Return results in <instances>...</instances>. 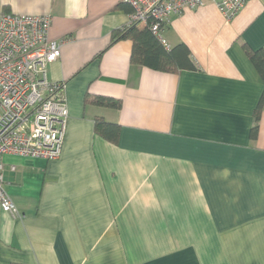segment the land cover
<instances>
[{
    "label": "crops",
    "instance_id": "1",
    "mask_svg": "<svg viewBox=\"0 0 264 264\" xmlns=\"http://www.w3.org/2000/svg\"><path fill=\"white\" fill-rule=\"evenodd\" d=\"M14 15L49 16L68 118L53 161L5 156L0 264H264V84L244 48L264 49V0L227 21L212 5L171 17L193 71L130 62L123 0H0ZM100 96L119 109L85 103ZM118 127L116 141L96 120ZM14 168V171L11 170Z\"/></svg>",
    "mask_w": 264,
    "mask_h": 264
},
{
    "label": "built area",
    "instance_id": "2",
    "mask_svg": "<svg viewBox=\"0 0 264 264\" xmlns=\"http://www.w3.org/2000/svg\"><path fill=\"white\" fill-rule=\"evenodd\" d=\"M249 1L123 0L132 9L129 24L148 26L166 49L162 32L171 17L210 4L231 21ZM50 27L49 16L14 15L0 8V208L12 218L21 214L4 188L3 158L56 160L65 136L63 85L47 78L48 66L60 54L49 40Z\"/></svg>",
    "mask_w": 264,
    "mask_h": 264
},
{
    "label": "trees",
    "instance_id": "3",
    "mask_svg": "<svg viewBox=\"0 0 264 264\" xmlns=\"http://www.w3.org/2000/svg\"><path fill=\"white\" fill-rule=\"evenodd\" d=\"M119 40H130L132 42L130 58L132 65L164 73L193 71L196 69L186 46L178 44L172 48H164L151 33L148 26L131 23L121 30L113 31L111 34V44ZM244 52L264 84V49L252 51L245 47ZM85 103L116 110L120 107L118 100L100 96L92 98L86 96ZM263 103L264 89L253 113V126L250 130L251 139H255L257 136L258 121ZM117 130L118 127L116 125L104 123L99 119L95 121V133L104 136L110 142L114 143L116 141Z\"/></svg>",
    "mask_w": 264,
    "mask_h": 264
}]
</instances>
